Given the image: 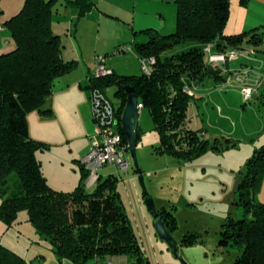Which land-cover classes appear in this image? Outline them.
I'll return each instance as SVG.
<instances>
[{"label":"trees","instance_id":"16d2710c","mask_svg":"<svg viewBox=\"0 0 264 264\" xmlns=\"http://www.w3.org/2000/svg\"><path fill=\"white\" fill-rule=\"evenodd\" d=\"M247 2L240 0L242 6ZM173 3L174 30L166 35L144 31L146 38L136 40L133 45L141 74H116L108 68L106 58L103 64L110 74L96 76V69L92 70L79 88L89 92L95 125L96 95L112 105L116 131L127 146L120 122L126 102L124 88L131 87L142 104L141 111L146 109L153 121L159 141L155 150L190 158L207 150L210 143L198 125V100L203 98H198V94L207 84V88L220 94L237 89L242 82L240 76L252 88L251 71L261 69L262 62L250 55L252 51L243 55L241 50L246 49L245 42L249 44L246 47L252 45L254 51L264 53V46L256 49L263 42L264 30L227 34L229 0H173ZM92 4L91 0H75L73 6L81 18ZM53 5L54 0H24L19 13L5 23L14 47L0 54V221L6 227L30 223L35 231L31 244L49 251L60 264H96L114 257H125L126 264H150L124 210L116 177H102L98 172L96 184L87 188V172L81 166L84 180L65 193L51 188L43 176L37 152L45 144L30 138L27 115L35 110L41 117L50 118L55 83L77 66L75 59H63L65 39L74 34L63 36L53 27ZM128 50L118 47L112 55ZM232 53L236 57L229 60ZM213 55H222L225 60L212 63ZM149 59L153 63L147 66L149 73H145L142 62ZM240 59L241 70L229 68ZM253 63L256 64L251 67ZM255 81L258 83L260 78ZM185 87L193 92L191 96L184 92ZM109 90L117 98L116 105L107 95ZM140 133L138 125V138ZM219 140L215 137L213 141L216 144ZM126 153L129 155L127 149ZM263 178L264 145L247 161L238 185L236 204L242 216L228 217L222 224L221 241L239 251L228 264H264V204L255 201ZM22 213L23 219L19 218ZM169 216L157 211V217L171 234L176 221L172 213ZM192 236L185 235L180 244H192ZM0 264L27 263L0 246Z\"/></svg>","mask_w":264,"mask_h":264},{"label":"rangeland","instance_id":"374dc122","mask_svg":"<svg viewBox=\"0 0 264 264\" xmlns=\"http://www.w3.org/2000/svg\"><path fill=\"white\" fill-rule=\"evenodd\" d=\"M246 45L249 44L244 42L246 49L241 50L243 55L252 51L250 55H258L264 60V53ZM263 46L264 37L256 49L259 51ZM106 58L109 57L93 56L91 71L98 66L96 59L104 61ZM239 63L241 59L234 61L229 68L241 70ZM258 65L260 67V63ZM260 71L256 73L260 81L256 83L253 79L250 83L255 92L248 103H243L236 88L220 94L214 88H207V84L200 91L203 98L198 100L197 119L210 142L207 150L190 158L159 153L155 150L159 141L153 121L149 112L143 109L139 113L141 133L136 144L139 172L134 171L127 153L125 156L130 164L127 174L117 173L113 167H104L99 171L102 177H116L124 210L150 264H228L239 255L238 250L221 241L223 237L220 233L228 217L242 216V210L236 204L238 185L247 161L264 145V68ZM65 81L58 80L55 88ZM76 89L75 94L65 92L53 98L50 118L41 117L35 110L27 115L30 138L45 144L37 152L43 176L51 188L65 193L73 191L84 180L80 161L89 152L97 132L89 92L78 88V85ZM107 95L116 105L117 98L112 90ZM216 95H230L232 98H228L226 105L216 103ZM47 105L45 108H48ZM214 114L220 118L225 114L222 117L227 121L216 119ZM215 137L220 138L216 144L213 141ZM140 178L146 189L145 195ZM145 197L153 200L156 212L160 211L165 217L173 214L176 223L170 235L177 244L175 254L155 236V221L145 207ZM255 201L264 204V178ZM19 218L23 219V213L19 214ZM34 234L30 223L6 227L0 221L1 247L18 254L27 264H60L53 254L35 249L31 244ZM189 234L193 235L190 237L192 244H180L182 238Z\"/></svg>","mask_w":264,"mask_h":264},{"label":"crops","instance_id":"0c3cea01","mask_svg":"<svg viewBox=\"0 0 264 264\" xmlns=\"http://www.w3.org/2000/svg\"><path fill=\"white\" fill-rule=\"evenodd\" d=\"M74 1L54 0L53 27L63 36L74 34L73 37L68 36L65 39L63 59H75L77 66L71 73L59 79L66 81L54 89L53 98L65 92L75 94L77 85L79 88L80 85L85 84L86 77L91 71L93 56L96 55L109 57L107 66L116 74H141L133 46L135 41H143L146 38L144 31L151 30L166 35L174 30L176 6L173 0H91L94 4L81 18L78 17L77 8L73 6ZM23 4L24 0H0V54L8 53L14 47L10 30L5 23L19 13ZM251 30H255L256 33L264 30V0H248L246 6H242L240 0H229V18L225 32L238 34ZM118 47H127L130 50L127 53L112 55ZM252 57L262 62L260 70L263 71V57L258 55H252ZM250 65L253 66V64ZM260 70L253 68L251 75L256 76V73L261 72ZM254 76L249 80V84L256 79ZM238 79L242 80L237 87L239 91H242L245 86L249 87L248 83L244 84L246 83L244 78L240 76ZM202 97L198 94V98ZM228 98L232 96L216 95L215 102L228 105ZM214 116L218 120L227 121V118L222 116L221 118L219 115L214 114ZM35 249L42 253H50L40 247ZM96 264H126V258L114 257L109 262L100 261Z\"/></svg>","mask_w":264,"mask_h":264},{"label":"built area","instance_id":"2783aa9c","mask_svg":"<svg viewBox=\"0 0 264 264\" xmlns=\"http://www.w3.org/2000/svg\"><path fill=\"white\" fill-rule=\"evenodd\" d=\"M209 52V49H206ZM236 57V53H232L228 59ZM225 60L222 55H213L210 62H223ZM98 66L95 70L96 76L109 75L110 71L106 70L103 62L96 60ZM153 63L152 59L142 62V69L145 73H149L147 66ZM184 92L192 95L190 88L185 87ZM255 89L243 87L241 94L243 101H248L254 94ZM94 114L96 117V140L91 143V147L87 155L81 160L83 169L87 172L86 187H93L99 176L98 172L104 167H113L117 173H127L130 167L126 158L127 146L122 144L121 136L116 131L115 114L112 105L104 100L101 95L97 94L94 101ZM138 110L142 109V104L138 103Z\"/></svg>","mask_w":264,"mask_h":264},{"label":"water","instance_id":"95a60500","mask_svg":"<svg viewBox=\"0 0 264 264\" xmlns=\"http://www.w3.org/2000/svg\"><path fill=\"white\" fill-rule=\"evenodd\" d=\"M124 91L126 93V102L125 106L122 110L121 114V129L127 141V151L129 152L130 158L133 162L134 168L137 170V159H136V144L138 141V118H139V110H138V98L134 93L131 87H125ZM140 186L142 188V192L144 195L146 194V189L144 187V183L142 178L139 179ZM144 204L147 209L151 213L155 222L153 224L154 233L160 241L166 243L169 249L172 250L173 254H175L176 250V242L165 229L163 222L160 218L157 217V212L155 209L154 202L151 198L145 197Z\"/></svg>","mask_w":264,"mask_h":264},{"label":"clouds","instance_id":"9594fccd","mask_svg":"<svg viewBox=\"0 0 264 264\" xmlns=\"http://www.w3.org/2000/svg\"><path fill=\"white\" fill-rule=\"evenodd\" d=\"M138 103H139V102H138ZM140 111H141V110H140ZM140 111H139V113H140ZM126 149H127V148H126ZM83 158H84V157H83ZM83 158H82V159H83ZM82 159H81V160H82ZM80 162H81V161H80ZM81 166H82V165H81Z\"/></svg>","mask_w":264,"mask_h":264}]
</instances>
